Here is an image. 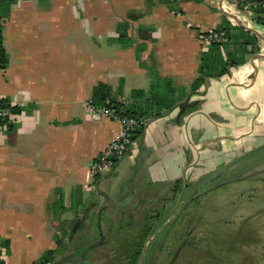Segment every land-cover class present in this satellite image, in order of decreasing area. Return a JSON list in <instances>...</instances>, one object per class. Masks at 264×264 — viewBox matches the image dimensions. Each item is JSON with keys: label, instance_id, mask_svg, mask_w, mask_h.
I'll return each mask as SVG.
<instances>
[{"label": "crops", "instance_id": "1", "mask_svg": "<svg viewBox=\"0 0 264 264\" xmlns=\"http://www.w3.org/2000/svg\"><path fill=\"white\" fill-rule=\"evenodd\" d=\"M257 11L238 0H0V101L13 110L0 122V264L39 261L57 249L59 233L68 244L87 203L102 209L108 226L150 217L162 229L170 201L188 203L217 186L218 174L255 168L250 157L264 154ZM212 30L227 34L222 56L231 66L185 95L210 49L201 35ZM153 76L170 83L176 107L143 117L114 168L92 179L89 165L119 124L93 120L85 103L95 104L93 90L103 84L109 99L138 107L132 92H147ZM186 102L194 106L178 117Z\"/></svg>", "mask_w": 264, "mask_h": 264}, {"label": "rangeland", "instance_id": "2", "mask_svg": "<svg viewBox=\"0 0 264 264\" xmlns=\"http://www.w3.org/2000/svg\"><path fill=\"white\" fill-rule=\"evenodd\" d=\"M253 156L250 158L256 162L255 168L243 171L240 167L229 175L219 174L217 186L201 189L186 203L188 209L180 214L182 217L179 216L180 221L175 224L187 223L181 264H264V154ZM208 179L212 181L213 177ZM171 193L173 195L166 193L165 197L174 198L176 193ZM153 222L151 220L150 225ZM170 228L163 229L150 240V255L159 258L157 264H163L167 258V251L156 254L155 248L166 239ZM57 236L67 252V238L61 233Z\"/></svg>", "mask_w": 264, "mask_h": 264}, {"label": "flooded vegetation", "instance_id": "3", "mask_svg": "<svg viewBox=\"0 0 264 264\" xmlns=\"http://www.w3.org/2000/svg\"><path fill=\"white\" fill-rule=\"evenodd\" d=\"M106 202L107 200L103 199V203ZM186 203L178 199L175 202L170 201L171 214L167 218V225L163 228H170L172 223L173 227L168 230L166 239L162 240L155 248L156 254L167 251V258L163 264H181L180 253L182 248L186 246L187 236L184 230L187 223L175 224L180 221L182 217L180 214L185 212ZM92 204L87 203L83 210V216L80 215L73 220L68 238L69 250L65 254L70 256V262L65 264H144L145 259V264L160 262L157 257L151 258L150 240L156 238L157 234L163 230V228H159L163 226L164 222L159 224L161 220H158V225L152 226L154 229L150 233V217L139 218L134 223L135 225L128 222L127 226L121 230L120 220H114L109 226L106 225L105 215L100 213L98 217L99 210L95 209ZM99 208H104L103 204ZM103 217L104 220H102ZM137 222L138 225H136ZM100 234L104 236L101 243ZM153 234L154 236H152ZM169 234L172 236L169 237ZM86 249L87 251L82 256ZM171 249L174 250L173 253ZM60 257H56L55 260ZM81 257H83L82 262L77 263Z\"/></svg>", "mask_w": 264, "mask_h": 264}, {"label": "trees", "instance_id": "4", "mask_svg": "<svg viewBox=\"0 0 264 264\" xmlns=\"http://www.w3.org/2000/svg\"><path fill=\"white\" fill-rule=\"evenodd\" d=\"M261 13V11H257ZM227 36V34H226ZM223 46V44H222ZM219 44H213L210 46L209 51L202 53L199 58V75L191 83L188 93L185 94V89H180L181 94L191 95L198 92L199 88L204 85L210 78H219L226 72L231 66L230 63L223 62L222 50ZM174 90L170 88L168 81L161 82L157 77L153 76L150 84V89L145 92L142 90H136L132 92V98H137L141 101V105L135 107V105L127 108L123 104H118L116 101L109 99V87L103 84H99L93 90L94 103L98 106H104L115 110L120 116L133 117L141 124L138 125L140 132L142 131V120L144 118L156 119L161 117L167 111H171L176 107V102L173 100ZM145 111V115H143ZM144 117V118H143ZM219 176V174H218ZM151 219V218H150ZM151 222V220H150ZM154 227L150 225V233ZM65 238L67 235L65 234ZM58 247L56 250H49L43 253L39 262L49 264L55 260L57 256L65 255L66 248L58 241Z\"/></svg>", "mask_w": 264, "mask_h": 264}, {"label": "built area", "instance_id": "5", "mask_svg": "<svg viewBox=\"0 0 264 264\" xmlns=\"http://www.w3.org/2000/svg\"><path fill=\"white\" fill-rule=\"evenodd\" d=\"M238 4L242 9L256 8L264 15V0H238ZM201 39L204 44V49H206L213 44H224L226 42V34L221 30H212L201 35ZM1 54L2 42L0 36V69L2 67ZM85 109L87 114L93 120L103 118L115 121L119 124V130L111 138L105 149L99 154L98 158L92 161L89 165V176L94 179L100 175L110 172L114 168L117 160L120 159L129 148L132 142V133L134 129L141 123L133 117H120L115 110L104 106H98L93 104L92 101H87L85 103ZM12 116V106L6 102L4 103L0 101V122L9 121ZM2 259L3 252L0 250V262ZM37 264L44 263L37 262Z\"/></svg>", "mask_w": 264, "mask_h": 264}, {"label": "water", "instance_id": "6", "mask_svg": "<svg viewBox=\"0 0 264 264\" xmlns=\"http://www.w3.org/2000/svg\"><path fill=\"white\" fill-rule=\"evenodd\" d=\"M194 106V103H185L184 105H183V107L180 109V111H179V114H178V117L185 111V109L186 108H188V107H193ZM264 147V146H263ZM262 147V148H263ZM101 211H102V209H99V211H98V217H99V214L101 213ZM152 236H154V234L152 235ZM151 236V237H152ZM103 239H104V236L102 235V234H100V243L103 241ZM87 251V249L83 252V254H82V256L85 254V252ZM69 257L70 256H68V255H63V256H61L60 258H58L57 260H55V261H52V263H49V264H65V263H69L70 262V259H69ZM82 260H83V257H81V259H79V261L77 262V263H80V262H82Z\"/></svg>", "mask_w": 264, "mask_h": 264}]
</instances>
